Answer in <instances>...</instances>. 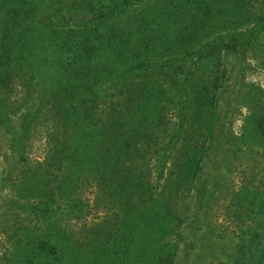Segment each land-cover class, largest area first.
<instances>
[{
	"label": "rangeland",
	"instance_id": "obj_1",
	"mask_svg": "<svg viewBox=\"0 0 264 264\" xmlns=\"http://www.w3.org/2000/svg\"><path fill=\"white\" fill-rule=\"evenodd\" d=\"M45 1L44 12L36 7L32 20L46 39L47 29L60 31L59 37L90 29L89 19L99 8L114 11L105 19V31L137 28V33L122 36L123 50H133L134 60L118 64L110 74L99 72L92 99L111 102L113 97L107 95L115 92L117 82L129 78L165 92L152 132L143 143L125 150L122 166L135 176L143 171L151 183L159 180L177 197L174 209L180 222L162 235L174 246L171 264H230L233 248L247 228L240 199L247 200V193L258 192L264 182V144L260 135L251 133L250 120L251 112L264 111V2L239 0L233 11L205 2L209 14L202 16L203 12L192 21L191 12L180 14L175 8L168 14L171 0H54L53 7ZM225 43L233 49L221 48ZM215 71L220 85L212 103L215 109L210 114L202 110L199 120L204 123H196L187 98ZM9 96V101L0 103V116L8 127L7 133L0 131V264L10 259L9 249L20 229L32 227L38 219H68L66 201H79V212L67 222L71 231L83 220L96 223L111 213L90 183L79 179L61 199L50 192V172L55 170L49 158L53 111L43 84L28 81ZM193 142L202 156L192 179L177 181L176 159L194 148ZM27 171L39 172L38 179L48 182L41 188L34 174L21 186ZM38 187L40 193L35 192ZM44 205L51 211L42 216L39 209ZM59 213L64 216L58 218Z\"/></svg>",
	"mask_w": 264,
	"mask_h": 264
},
{
	"label": "trees",
	"instance_id": "obj_2",
	"mask_svg": "<svg viewBox=\"0 0 264 264\" xmlns=\"http://www.w3.org/2000/svg\"><path fill=\"white\" fill-rule=\"evenodd\" d=\"M45 2L0 0V103L9 101V93L28 81L39 80L47 99H51L53 111L49 127L53 149L49 158L55 170L50 172V192L57 198L65 197L79 179V183L91 184L88 186L94 188L111 213L96 223L87 224L83 220L71 231L67 222L79 212V201L73 204L66 201L64 207L70 209L68 219L56 220L57 216L52 220L38 219L32 227L20 229L5 264H171L174 246L163 240L162 235L170 233L180 222V213L174 209L176 196L159 180L154 183L145 180L143 171L135 176L127 166H122L125 150L135 142L143 143L152 132L155 113L160 111L158 101L163 96L167 98L165 92L147 81L136 82L128 77L129 82H117L115 92L107 95L113 97L111 102L95 103L92 99V86L99 83V72L110 74L118 64L134 60L133 50H123L122 36L137 33V28L105 31V19L114 15V11L111 7L94 10L89 5L94 10L89 19L90 29L61 37L60 31L47 29L46 39L32 20L36 7L44 12ZM182 2L185 3L171 0L167 8L171 12H165L173 14L175 8L180 14L191 12L189 16L194 21L203 12L206 15L202 16L209 14L205 2L217 7L224 5L223 11H233L241 3L239 0ZM47 3L53 7L54 0ZM189 28L193 32L198 29ZM221 48L233 49L227 43ZM210 71L214 72L212 68ZM214 74L187 98L191 99V115L196 123H204L199 120L202 110L210 114L215 109L212 103L220 85L216 71ZM250 120L251 133L260 135L257 137L264 144V111L257 115L251 112ZM7 128L0 116V131L7 133ZM191 147L194 148L183 151L176 159L177 181L191 180L202 156V150L194 142ZM27 172L22 175L21 186L34 174L35 183L42 184L41 188L48 182V178L38 179L39 172ZM41 188L35 192L40 193ZM247 194V200L240 199L247 228L233 248L230 264H264V182L258 192ZM39 211L43 216L51 210L44 205ZM62 216L59 213L58 218Z\"/></svg>",
	"mask_w": 264,
	"mask_h": 264
}]
</instances>
